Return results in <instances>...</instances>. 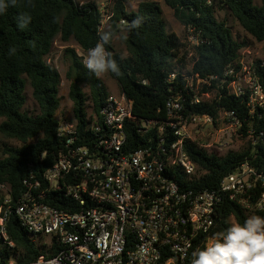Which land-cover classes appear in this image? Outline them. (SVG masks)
Returning a JSON list of instances; mask_svg holds the SVG:
<instances>
[{"label":"trees","instance_id":"trees-1","mask_svg":"<svg viewBox=\"0 0 264 264\" xmlns=\"http://www.w3.org/2000/svg\"><path fill=\"white\" fill-rule=\"evenodd\" d=\"M138 1L137 10L129 12L127 0H113L106 13L110 17L108 29L104 30L105 14L94 2L31 0L29 3V0H16L13 6L11 0H5L9 6L0 13V119L3 120L0 124V183L9 185L13 202L6 223L8 239L0 236V264L11 261L31 264L41 256L52 257L61 250L56 242L43 244L38 241L44 237L29 233L14 212V203L27 190L25 182H43L46 171L66 152V139L59 136L60 119L57 118L61 108L62 79L59 71L47 61L58 38L63 43H76L82 52L87 53L99 41L101 31L110 30L117 35L126 33L127 39H123L128 53L126 57L116 52L115 38L105 47L121 69V75L109 72L110 77L118 84L120 92L133 102V119L127 130V140L133 151L146 147L150 136H156L157 130L145 135L138 133L143 121H166V105L174 96L180 94L190 100L189 88H185L186 78L190 80L199 75L210 81L198 92L203 98L201 104H187L186 114L220 119V113H233L241 124L238 133L251 138L252 143L242 151L220 155L188 141L185 150L198 171L194 177L179 171L176 179L185 187L216 192L224 178L245 164L264 176V108L257 107L251 114L248 95L239 98L230 95L227 85L232 77L225 76L230 69L235 73L241 70V51L247 44L234 38L226 20L220 21L216 17L219 11H229L248 34L264 42V0H227L221 8L209 6L208 0H164L184 27H196L206 39V43L193 47L188 72H184L186 57L180 56L187 46L175 34L167 32L160 4L155 0ZM22 14L31 17L30 23L23 28L18 26ZM137 18L141 21L139 26L131 27ZM65 54L70 60L67 80L70 82L74 122L80 136L89 142L93 139L90 133L93 117L100 115L110 92L101 78L84 67L76 50L68 48ZM262 64L257 60L253 66L264 89ZM171 75H175L173 82L170 81ZM28 86L39 106L38 115L25 111ZM206 95L211 97L206 98ZM89 101L92 114L88 113ZM9 141H16L21 146H12ZM262 192V182H255L252 200L256 201ZM55 196L48 195L46 201L65 210L63 196ZM0 205H4L1 199ZM253 214L264 216V210L248 211L225 195L215 228L198 240V246L203 247L233 221L243 223Z\"/></svg>","mask_w":264,"mask_h":264},{"label":"built area","instance_id":"built-area-1","mask_svg":"<svg viewBox=\"0 0 264 264\" xmlns=\"http://www.w3.org/2000/svg\"><path fill=\"white\" fill-rule=\"evenodd\" d=\"M226 1L207 4L221 8ZM185 30L193 47L206 43L201 30L194 26ZM86 54L80 53L82 63ZM241 65L238 73L226 72L232 77L227 90L238 98L248 95L254 114L257 107L264 108V89L254 63L248 66L241 61ZM174 79L171 75L170 81ZM187 79L190 100L174 96L166 105V121H143L139 134L157 132L137 151L127 140L133 102L120 90L110 93L100 115H94L91 141L80 136L74 120H60L59 136L66 139V152L46 171L43 182L26 181L25 194L14 203V212L29 233L61 247L54 256H41L31 264H185L199 247L198 240L215 228L225 195L248 211L264 210V192L252 200L255 182L264 185V176L247 164L224 178L216 192L193 190L176 179L179 171L188 177L197 175L198 167L185 150L188 141L222 152L241 126L233 113H220V119L186 114V105L201 104L198 92L210 84L199 75ZM213 133L218 136L211 142ZM56 194L63 196L65 210L46 201ZM0 199L6 205H0V236L7 240L13 202L8 184L0 183Z\"/></svg>","mask_w":264,"mask_h":264},{"label":"rangeland","instance_id":"rangeland-1","mask_svg":"<svg viewBox=\"0 0 264 264\" xmlns=\"http://www.w3.org/2000/svg\"><path fill=\"white\" fill-rule=\"evenodd\" d=\"M80 4H86L89 2L96 3L99 8L101 9L102 13L105 14L104 16V22H103V29L107 30L109 25V18L106 13L109 11L108 7L113 2V0H76ZM158 2L162 8L163 11V19L166 24L167 32L169 34H175L177 37L180 38L181 42L186 45V50L184 49L181 51V57L185 56V63H186V69L184 72H188L191 68L192 63V52H193V43L189 40V35L185 30V27L176 19L174 11L169 8L164 0H155ZM256 4L259 5V1H256ZM139 1L138 0H127V10L129 12H135L138 8ZM216 17L220 21L226 20L228 26L231 28L233 32V36L236 40L240 42H245L247 44V47L244 48L241 51V61H243L246 65L250 66L255 61L260 60L264 63V42H259L255 38H253L250 34H248L238 23V21L231 15V13L227 10H222L217 12ZM121 36L123 34H120ZM114 47L116 49V52L120 54L123 57H126L128 55L126 46L124 43L123 38L121 39H114ZM68 48H72L77 51V53L80 55L81 50L74 42L70 43H63L60 38H58L53 46L52 53L48 56L47 61L50 65L55 67L62 79V84L60 87V98H61V108L57 114L58 119H68V120H74V114H73V102L70 99L69 96V88H70V82L67 80V73L70 68V60L65 54V51ZM180 66V65H179ZM101 79L105 82L108 90L110 93H117L119 91L118 84L110 77L109 73H106ZM85 92L88 94V89L85 88ZM27 95V104L25 106V111L28 112L30 115H38L40 113V109L38 104L36 103L34 97H33V91L30 86L27 87L26 91ZM211 97V96H210ZM88 113L92 114L93 109L91 102H88ZM3 120L0 119V124ZM211 130L210 132H212ZM204 137V135H202ZM217 134L213 133L212 136H210L209 140L211 142L215 141L217 138ZM229 145L224 148L221 151L214 150L220 155H225L226 153L230 151L239 152L244 149H246L250 143H252L251 138H245L242 135H239L236 131L233 132L232 138L229 140ZM9 144L15 147L21 146L20 143L16 141H9ZM235 222V221H233ZM43 244H48L49 239L43 238L41 240Z\"/></svg>","mask_w":264,"mask_h":264},{"label":"clouds","instance_id":"clouds-1","mask_svg":"<svg viewBox=\"0 0 264 264\" xmlns=\"http://www.w3.org/2000/svg\"><path fill=\"white\" fill-rule=\"evenodd\" d=\"M11 3L14 6L16 0H11ZM8 6L5 0H0V13H4ZM18 21V26L23 28L30 23L31 17L22 14ZM140 22L137 18L131 27H138ZM99 37L96 45L88 49L83 58L84 67L97 78L109 72L121 75L117 61L105 45L114 38L127 39L126 33L121 36L110 30L101 31ZM190 264H264V216L253 214L243 223L232 222L223 232L216 233L211 243L197 247L191 254Z\"/></svg>","mask_w":264,"mask_h":264}]
</instances>
